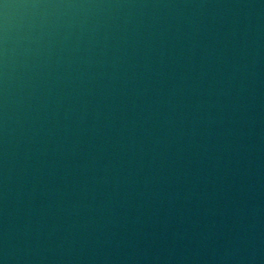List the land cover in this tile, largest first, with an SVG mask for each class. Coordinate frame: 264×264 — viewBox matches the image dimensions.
Returning a JSON list of instances; mask_svg holds the SVG:
<instances>
[{"label": "clouds", "instance_id": "1", "mask_svg": "<svg viewBox=\"0 0 264 264\" xmlns=\"http://www.w3.org/2000/svg\"><path fill=\"white\" fill-rule=\"evenodd\" d=\"M0 264H264V0H0Z\"/></svg>", "mask_w": 264, "mask_h": 264}, {"label": "water", "instance_id": "2", "mask_svg": "<svg viewBox=\"0 0 264 264\" xmlns=\"http://www.w3.org/2000/svg\"><path fill=\"white\" fill-rule=\"evenodd\" d=\"M6 2L8 3H14L15 0H6ZM9 15L10 17H13V23L15 22L14 20V17H15V9H12L10 8L9 10ZM47 39H51V38H46ZM35 47V46H33ZM57 44H56V41L55 40H52V54H53V60H55L59 53L57 51ZM23 48V44L22 43H18L17 45L14 46V50L12 51L11 53V57H12V60L15 64V62H17L19 60V54H20V51L22 50ZM28 55H30L34 61H36L37 63L43 65L45 63V59H46V56L48 55V53L46 51H43L39 48H36L35 51L33 52H30L28 53ZM13 75H16V72L13 73Z\"/></svg>", "mask_w": 264, "mask_h": 264}]
</instances>
